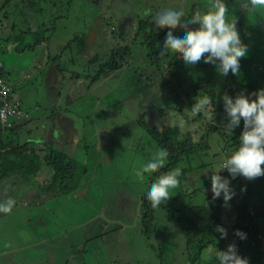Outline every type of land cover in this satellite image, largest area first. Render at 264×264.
Instances as JSON below:
<instances>
[{"label": "rangeland", "instance_id": "rangeland-1", "mask_svg": "<svg viewBox=\"0 0 264 264\" xmlns=\"http://www.w3.org/2000/svg\"><path fill=\"white\" fill-rule=\"evenodd\" d=\"M3 1L4 0H0V5ZM34 1L36 2V0ZM68 1L69 0H43L45 10L39 12L38 15V19L43 21L42 25H49V20H52L55 25H65L61 20L66 16ZM172 1L173 2L170 3V6L168 5L167 9L181 8L182 5H185L187 11L190 9L199 10L197 7L199 5L204 7L200 10L206 11L213 2V0ZM18 2L21 3V0H18ZM89 3L91 5H89ZM129 4L130 0H73L71 11L78 15V20L80 21L79 27L81 29L76 23V14L75 18L70 20V25H68V27L72 26L78 34L84 35L85 41L89 43V49H93L94 55L96 53L100 57L98 58L101 59V62L97 61L96 63L93 62L94 59L90 62L87 61L81 53H76L75 45H73V52L67 51L64 47L59 50L58 45H52V51L56 54L59 53V51H62L56 57V66L60 69H57V73L58 75L60 74L61 79L64 71H66L67 75H72L73 73L74 75L77 74V77H79V81L81 82L78 96H80L81 93L83 94L75 103H71V98L66 101L62 93L59 94L60 92H58V89L52 90L51 92L48 91L49 88H46L47 83L43 77V71L32 72L30 76L29 74H23L19 77L20 81L18 82H20L21 86L20 88L18 87V90L21 92L18 93V96L25 97V91L30 90L27 94L26 101L22 100L19 102L21 109L27 111L31 106L34 108V102L38 101L40 102L39 106L44 110L47 106H45L44 102L48 99V96L52 94L53 96L57 95V100H54L53 102V110L59 108V110L62 111L60 115L62 114L74 122V128L77 131V136L80 140L77 153L75 155L70 153V156L77 164H82L79 165L81 167L79 170L85 169V172H83V175H80L81 173L79 174L77 172L76 183L78 182L77 186L79 187L74 193H72V195L58 197L54 200L55 202H52L53 205H58V203H62V199H69L72 201L71 205L65 206V209L61 213L57 212L58 214L55 216L57 219L56 223H58L57 225L61 224L63 230L66 231L67 227L65 226L69 224L68 227H70L68 230L72 227L73 232L85 233L88 231V234L94 236L92 227L95 228L101 223L107 224L109 222L103 218L96 220L97 214L93 213L97 211L95 207L96 205H98L97 208L99 213L103 211V195L106 190H108L114 195H116V192H125L127 195H119L120 197L118 198H120L121 203L119 201L117 202V199L116 201L111 200L109 205V208L111 209H107V216L111 221L117 220L120 223L125 222L129 224V228L135 226L134 230L132 229L130 230V233H127L130 236L131 242L129 251L127 252L122 249L121 251L117 249L112 250L110 245L107 246L110 243V239L107 238V241L101 240L97 241L95 244L94 242L96 239L91 241L85 239L83 249H87L88 247L86 246H91L93 250L89 253L83 254L84 251H78L82 248L76 249L75 247L74 250L71 249L72 247L63 241L65 240L64 237L61 234H56L59 232L56 231L55 238L57 237V239L54 244L55 246H58L57 249H53L52 245L51 251L48 252V244V247L44 250H40L36 254L34 253V257L36 256L37 260L38 258H42L43 262H46L47 258L48 264L52 262L53 264H85L82 260L79 262L76 261V259L80 260V256L83 255L88 259L86 264H187V255L185 252L183 237L176 229L174 223L169 220L163 212L156 211L157 219H159V233H161V238H159L157 242L147 241V239L141 234V224L139 226L138 222L136 225V220L139 217L138 198L146 192L149 186V180L152 179L153 175L148 176L146 174L145 179L140 181L135 176V170L151 157L157 147L156 143L144 131H142L136 123L139 117L145 113L147 114L145 120L149 121L148 117L154 118L151 120L155 126H152L160 133L165 132L168 128L175 127L170 123L172 119L170 114L176 112L174 109L182 106L183 112L191 115L190 112L195 99L193 98L189 100V102L186 99V94L184 93L187 86L192 83L194 84L197 79L211 78L216 86V92L220 95L222 90L226 87L225 80L226 78L228 79L229 75L226 77L220 75L213 65L203 63V61L200 62V65L195 64L191 66L184 63L183 69L181 70L184 74L183 82H178L176 84V81L170 78V83L166 84L158 74L154 73L152 68L146 62L148 48L139 45L143 40L142 37H137V32L134 31V28L128 26L132 25L131 22H129L131 18V14L128 15ZM88 5L91 7H88ZM162 5L164 6L165 4ZM159 6H161V2L150 11L148 16L139 12L138 16L135 15L133 20L135 17H137L138 20H142L154 13L157 14L160 12V10H158ZM244 9L245 8L243 7L242 11ZM13 17L16 18L15 10H12V7L10 9L8 8L6 11L8 23H12L11 20ZM56 17L59 18L55 19ZM228 19L235 22L239 33L241 26L243 29L245 27L246 31L251 29L249 28V25H244V27L243 25H240L242 17L239 14L235 15L233 12H229ZM252 19L258 24L260 22V25L263 26L261 30H263L264 8H258L249 12H245L244 10L243 22L249 24L252 22ZM5 23L6 20L4 19V14L1 13L0 31L4 30L7 32L8 30L9 33L13 27L11 24L8 25V23ZM109 24L114 27L112 33L104 27V25ZM99 25H102V27H99ZM260 25H253L255 28L252 32H257ZM14 31L17 33L15 28ZM91 31L96 32L90 33ZM165 31L168 30L165 29ZM47 34L49 35L50 32H47ZM57 35L61 36L59 39H62L63 44L70 40L68 31L64 33L58 31ZM246 35V37L250 36V32H246ZM47 43L48 42L44 43V49L48 47ZM262 43H264V40ZM10 44L12 43L10 42ZM246 45L248 47L247 54L252 57L253 53H255L252 51V48L254 47L251 44L246 43ZM254 45L258 46L259 43ZM125 47H127V50ZM51 54H53V52H51ZM111 56H114L113 59L116 58L119 68H116L113 73H108L109 75L107 74L108 76L106 78H103V74L97 77L99 66L103 65L105 62H109ZM5 58H9V50L5 53H1L0 50V60L4 62ZM245 59L246 61H241V65L245 71L234 76V80L237 82L245 79V73H248L247 75H249L248 77L251 80H256L257 75H261V73L264 72V68L260 69L257 67V64L249 62L247 56ZM53 60H55V58ZM13 64L14 62H10V65ZM208 65L209 67H207ZM8 78L7 75L6 79L8 80ZM188 79L189 81L186 82ZM242 83L248 85L249 80L247 79ZM261 84L264 85V83ZM22 88L25 89L22 90ZM33 89H36V94L33 92ZM259 89L260 85L256 87V90L248 89V91L241 93L248 95L257 92ZM43 91L48 92L47 97ZM206 92L210 93L211 90L207 89ZM10 96H12V94ZM218 98L219 101H222L221 95ZM252 99H255V97L253 96ZM27 101H29L31 105H28ZM49 101H51V99H49L48 102ZM182 103H184V105H182ZM203 112L204 109L198 113L192 114V116L195 117L197 114H202ZM157 113H163L161 115L162 119L157 120ZM204 116L208 120L210 119V114L205 113ZM29 120L31 121L30 123L35 121V119L31 120V118H29ZM26 121H28V119ZM31 125L32 124H30V126ZM185 126L186 129H180L181 133L185 134L190 132L196 140H199L200 135L197 136L195 134V129L199 128L200 130H203L205 127L204 124L201 125L200 122H194L191 124L186 122ZM160 127H162L161 129L163 130H161ZM240 127L243 130V125ZM236 137L237 136L234 133L231 137H225V140H222L219 135L215 134L210 138L208 158H206L207 154H203L196 157V159L189 158L190 166L185 162L186 159L180 165L178 164V168L181 170L185 168L188 170L185 174L181 175L180 185L177 188L170 190V197L181 198L189 205H200L204 200V195H208L212 198L210 192V177L212 174H215L220 170L219 166L222 164L224 158L231 155L232 150L231 146H229L228 140H231L230 143L233 146L232 149L238 147L239 137ZM221 140L227 144L228 149L230 147L229 152H221L217 146L218 143L223 144ZM84 150H86V153ZM49 151L50 150L48 149L46 150L47 153ZM65 151H67V149ZM219 151L221 153H219ZM200 162H207L209 166L200 169ZM219 174L225 177L228 175L226 170L221 171ZM251 183L254 184L252 187L250 186ZM89 184L92 185V188H87L85 191L87 195L85 193L82 199L78 198L77 200H73L78 197L79 189L83 187L86 189ZM95 187H98V189ZM231 187L236 193L234 198L240 197L247 189H251L248 199L249 202H251L252 206L259 207L262 210L260 206L264 205V176L251 181L242 177H237L236 179L231 180ZM97 191H100V194L103 197L95 193ZM196 191L200 192L197 193L195 197L188 198L190 193ZM122 197L123 199H121ZM86 198H92V202H96V205L92 204V206L88 205V207L87 205L82 204ZM126 198L129 199V211L132 212V218L130 214L128 216L124 215L127 207V204L125 203ZM234 198L229 202L228 206L222 204V213L224 214L223 225L225 227H228L234 221L235 206L232 202ZM101 199H103V201ZM99 201L101 202L100 205L97 204ZM220 201L222 202V200ZM120 204H122V206H120ZM112 209L115 210V212L112 211ZM16 211L14 207L10 215H0V230L4 224H7L11 220L9 218ZM81 217H86V219L80 223L82 220L80 219ZM111 227H113L112 230H116V226H108V228ZM53 229H55V226ZM67 232L69 233V231ZM110 232L108 234H111ZM121 235L122 233L120 230L113 236V238L117 237V240L120 241ZM134 235L135 240H133ZM163 235H166V237H163ZM7 240H10V238H0V245H4V242H7ZM74 241L76 242L78 239ZM223 241L226 244L234 243L233 239L229 236H227L226 239H223ZM254 241L250 240L247 242L246 246L244 245L242 253H240L243 257L246 256L249 258L255 255L256 245ZM130 242L127 241V243ZM261 243L264 247V241ZM38 253L40 254L38 255ZM214 255H216L214 250H206L203 253L202 259L204 261L210 259ZM30 258L31 257L27 256V259H25L23 264H36L34 261L29 262ZM37 260L36 262L41 264V262ZM254 264H264V258L257 260Z\"/></svg>", "mask_w": 264, "mask_h": 264}, {"label": "trees", "instance_id": "trees-1", "mask_svg": "<svg viewBox=\"0 0 264 264\" xmlns=\"http://www.w3.org/2000/svg\"><path fill=\"white\" fill-rule=\"evenodd\" d=\"M25 1L26 3L28 1L30 4L36 5L34 0H21V3H19L18 0H4L0 5V14L2 13L5 16L7 9H10L14 3L17 5V8H19ZM71 1L72 0H69L68 2L70 3ZM245 1L247 2V0H244V2ZM224 2L227 4L230 13L233 12V14H239L242 17L240 25H243L244 27L245 23L243 22V13L244 10L245 12L249 11L246 9L242 11L243 6H241V0H224ZM33 11L37 13L38 10L37 8H34ZM155 15L156 14L154 13L144 20H135V24L134 26L132 25V28H134V31L137 32V37L141 36L143 39V43L141 42L139 45L148 48L146 53V62L152 68L154 73L158 74L166 84L170 83V78L174 79L176 84L178 82L182 83L184 80V74L181 70L183 69L184 62L182 61L179 53L175 54L162 47L167 31H165V29L160 30L155 27L153 21ZM58 18L59 17H56L55 19ZM248 25L252 26H249L251 29L247 30V32H252L256 25H260V22L258 24L252 19V22ZM104 27L111 29L112 25L109 24ZM262 27L263 26L261 25L259 26L258 37H261L264 40V29L261 30ZM240 28V35L242 36L241 41L243 43L249 42V39L246 38V28L244 27L243 29L242 26ZM10 38L11 39L8 38L7 40L17 42L16 47H14V51L20 55L21 53L33 52L43 43L48 42V37L43 31L36 30V32H34L32 29L20 31L19 34H13ZM27 38L30 42H26ZM84 39V35L76 36L69 45L71 51H74L72 46L73 44L75 45L76 53L80 54V52L85 48ZM253 41L254 42H252L251 45L254 47L252 48V51L255 53H253L252 57L247 54V59L249 62L257 64V67L260 69H263L264 43H262L261 40H256V38L253 39ZM0 42H2V40H0ZM257 43H259L258 46L254 45ZM125 48L127 50V47ZM1 53H3L2 46ZM113 57L114 56H111V60L109 62H105L103 65L99 66L97 77L101 74L113 73L116 68H119L116 58L113 59ZM242 60L246 61L245 58H242L241 61ZM96 61L97 59L94 58L93 62L96 63ZM241 61L240 72L245 71L241 65ZM2 63L3 62L0 60V77L6 78L7 74L2 66ZM197 64L200 65V62ZM207 67H209V65ZM247 74L248 73H245V79L243 81L241 80L237 82L234 80V75L230 73L228 79L226 78L225 80L226 87L220 93L221 99L225 94L229 97H234L241 94V92L248 91V89L256 90V87L259 85L260 89H264V85L261 84L264 83V72H262L261 75H257L256 80H251ZM247 79L249 80L248 85L242 83ZM188 81L189 79L186 80V82ZM207 89H210L211 92L207 93ZM184 94H186L185 96L188 102L193 98L196 99L199 96H202V94L207 95L211 100V103L204 109L203 112L204 114H210L209 120L203 113H199L195 117L192 116V110L190 112L191 115L184 113L182 106L174 109L180 113L188 124L194 122H200L201 125L204 124L205 127L203 130H200L199 128L195 129V134L200 135L199 140L194 139L193 134L190 132L185 134L181 133L180 129L177 127L168 128L165 132L160 133L145 120L147 115L145 113L139 117L136 123V125L144 131L157 146L165 148L169 152L168 164L164 169H161L160 172H166L171 169L178 168V164L180 165L185 159V162L189 164V158L196 159V157L203 154H207L206 158H208L210 138L215 134L219 135L222 140H225V137H231L226 135L223 131V125L226 123L223 99L222 101H219L218 97H220V95L216 92V86L211 78L197 79L194 84L192 83L186 87ZM182 105H184V103H182ZM242 125L243 122L241 121L240 126ZM10 132L12 133L13 130ZM241 132V127L234 130V133L237 136L236 138L240 136ZM230 141L231 140H228V143L233 152L236 149H232L233 146ZM222 143L223 144L218 143L217 145L221 152H229L230 147L228 149L227 144L223 141ZM13 147L14 148L6 145L0 134V185L3 184V182H11L16 185L24 183V185H27V183L32 180L34 176L40 173L41 168L46 166L51 170L52 175L46 183L42 185L41 193L36 204L44 205L52 199L70 195L78 189L79 186H77L78 182L76 183V174L78 172L79 174L81 173L80 175H83L85 169L79 170L81 167L75 161L69 160L62 152H41L40 156H37L34 150H27L25 145H15ZM221 152L219 151V153ZM199 164L200 169L207 168L209 166L207 162H200ZM261 167L263 168L264 165ZM187 170V168L182 169V174H185ZM158 174L159 173L153 174L149 184ZM253 185L254 184L252 183L250 184L251 187ZM250 190L251 189H247L240 197H236L232 201L235 206L234 221L228 227L223 225L224 214L222 213V202L220 200H213V198L208 195H204V200L200 205H189L181 198L170 197L166 202H162L158 208H153L144 196L140 199L138 210V222L139 226L141 224V234L147 239V241L157 242V240L161 238V233H159V219H157L156 215V211H161L174 223L176 229L183 237L185 252L187 255V264H218L217 250L224 251L229 245L220 238L219 231L222 227L227 230V236L233 239V244L237 246L238 253L241 257H243L240 253H242L244 245L246 246L247 242L250 240H255V255L249 258L246 256L244 257L249 261V264H254L257 260L264 258V247L261 243L264 241V205L260 206L262 210L259 207L251 205V202L248 200ZM199 192L200 191L190 193L188 198L195 197ZM236 229L246 233L247 238L243 241L239 240L234 235V230ZM163 237H166V235H163ZM206 250H214L216 255L203 261V253Z\"/></svg>", "mask_w": 264, "mask_h": 264}, {"label": "crops", "instance_id": "crops-1", "mask_svg": "<svg viewBox=\"0 0 264 264\" xmlns=\"http://www.w3.org/2000/svg\"><path fill=\"white\" fill-rule=\"evenodd\" d=\"M160 2H161V6L158 7V10L160 9L162 11L164 9H167L168 5L170 6V3H172L173 1L172 0H130V4L128 7V15L131 14V18L129 22H131V24L134 26L135 20L138 21L137 17H135V19L133 20L135 15L138 16L139 12H141L143 15L148 16L150 11L154 9V7ZM35 3L36 5L30 4L28 1L26 3L25 1L22 4V6L19 8H17V5L14 3V5H12L11 7H12V10H15L16 12V18L13 17L11 20L12 23L11 22L8 23L6 14L4 16V19L6 20L5 24L7 23L8 25L11 24L13 29H11L9 33H8V30L7 32H5L4 30L0 31V40H2V42H0V50H1V46H2V52L5 53L6 51L9 50V58L4 59L2 66L4 67L5 72L9 77L8 78L9 81L7 83H9V85L11 86V91H12L11 100L14 101L16 104H18L19 106H21L19 102L22 100L26 101L27 94L30 92V90H26L25 97L18 96V93L21 92L18 90V87L20 88L21 86L20 82H18L20 81L19 77L21 75L29 74L30 76L32 72L43 71V77L47 83L46 88H49L48 91L51 92L52 90L58 89V92H60L59 94L62 93L66 101H68L69 98H71V103L73 104L77 100H79L80 96L82 95L81 93L80 96H78V90L81 86V82L79 81V77L67 75L66 73L64 74V76H62V79H61L60 74L58 75L57 73V69L58 70L60 69L56 66V62H57L56 57L62 51H59V53L57 54L54 51H52L53 44L58 45L59 50L64 47L66 48L67 51H71V49L69 48L70 43L73 41V39L76 36L82 35V34L81 35L78 34L72 28V26L68 27V25H70V20L75 18V14H76V13H72L71 11L73 0L68 4V7H67L68 10L66 12L65 18L61 20L63 21L65 25H55L52 20L48 21L49 25H42L43 21H40L38 19V15H39V12L45 10V4L43 3V0H36ZM162 4H165V5L163 6ZM89 5L91 4L89 3ZM89 5L88 7H91ZM197 7L199 10L204 8V7H201L200 5ZM34 8H37L38 10L37 13L33 11ZM192 11L194 10L190 9L189 11H187L185 9L186 14L188 13L187 15H190ZM75 19L79 27L80 21L78 20L77 14H76ZM99 22H100V19H99ZM132 25H128V26L132 27ZM245 25H248V23H246ZM99 27H102V25H99ZM195 27L197 26L190 25L189 29H192ZM14 28L17 30V33L14 31ZM27 29H32L34 32H36V30L43 31L44 34H46V36L48 37V43H47L48 47L44 49L43 48L44 43H43L40 47H38L33 52L21 53V55L16 53L14 51V47H16L17 42L12 41V40L8 41L7 39L8 38L11 39L10 37H12L13 34L17 35L19 34L20 31H25ZM58 31L62 33L68 31L70 40H68L67 43L63 44L62 39L61 40L59 39L61 36L57 35ZM179 31H181V29L177 27L174 30V33L179 32ZM47 32H50V34L48 35ZM258 32L259 31L250 32V36L246 37L247 39H249V42H244V44L246 43L251 44L252 42H254L253 39L255 38L256 40L258 39V40H261L262 42L263 38L258 37L259 36ZM240 38H242L241 35H240ZM10 42L12 44H10ZM26 42H30L28 38L26 39ZM85 42L86 41L84 39V43ZM51 52H53V54H51ZM80 53L89 62L92 61L94 58H96L97 61H101V59H99L100 57L96 53L94 55L93 49H91L90 51H87L86 44H85L84 50H82ZM54 58L55 60H53ZM10 62H14V64L10 65ZM44 69H45V72H44ZM107 74H103L104 75L103 78H106L110 73L108 75ZM24 89L25 88H22V90ZM33 92L36 94V89H33ZM43 93L47 97L48 92L43 91ZM59 94H58V98H59ZM56 96H53V94L48 96V99L44 102L45 106L47 105L44 110L39 106L40 102L38 101L34 102V105H35L34 108L31 106L29 107V110L27 111H23L21 109L22 112L28 114L31 120L35 119V121L30 123L31 121L29 120V118H28V121H20V123L17 124L16 128L13 130L12 133L8 132L3 135L5 144L8 146H12V148H14L13 146L15 145H18V146L25 145L27 150L29 151L34 150L37 156H40L41 152L47 153L46 152L47 149L50 151H55V152L58 151V152H62L63 154H65L69 160L74 161L72 157L70 156L71 155L70 153H72L73 155L77 153V150L80 145L79 144L80 140L77 136V131L74 128V122L71 119L63 116L62 114L60 115L62 111L59 110V108L53 110L54 108L53 102L54 100H57ZM49 99H51V101L48 102ZM27 103L28 105H31L29 101H27ZM29 113L31 114L32 117L30 116ZM162 114L163 113H157V116H156L157 120L162 119L161 118ZM146 118H147V115H146ZM151 119H154V118L148 117V120H149L148 122H150L151 125L155 126V124L152 122ZM30 124L32 125L30 126ZM161 128L162 127H160V129ZM171 128H176V126L171 127ZM177 128L181 129L179 127ZM183 129H186V126ZM66 149L67 151H65ZM84 152L86 153V150H84ZM25 153H28V152H25ZM78 165H82V164L79 163ZM51 175H52L51 170L48 167L44 166L41 168L40 173L34 176L32 180H30L27 183V185H24V183H20L16 185V184H12L11 182H6V183L3 182V184L0 185V205L5 204L9 199L14 201V204L12 206L13 208H11V211L6 212V213L0 211V215H6V214L10 215L14 207H15V211L17 210L9 218L11 220L7 224H4L0 230L1 239H4L6 237L7 239L10 238V240H7V242H4V245L3 244L0 245V264H23L25 262V259H27V256L31 257L29 262L34 261L36 264H38L36 262L37 260L36 256L34 257V253L36 254L40 250H44L45 248L48 247V244H49L48 252L51 251L52 245H53V249L55 248L57 249L58 246H55L54 244L55 240L57 239V237L55 238L56 231H59L56 234H61L65 239L63 241L69 244L70 247H72L71 249L74 250L75 247L76 249L82 248L81 250H78V251H84L83 254L89 253L91 250H93L91 246H86L88 248L85 250L83 249L85 245V239H88L90 241L93 239H96L94 242L95 244L97 241H101V240L107 241V238H108L110 239V243L107 246L110 245V248L112 250H116V249L120 251L121 249L123 251L129 250L131 242H130V236L127 233H130V230L132 229L134 230L135 226L132 228H129L130 227L129 224L125 222L120 223L117 220L111 221V219L107 216V213H106L107 209L109 208L111 200L116 201L117 199V202L119 201L121 203L120 198L118 197H120L119 195H122V194L126 196L127 194L125 192H116V195H114L111 191L106 190V192L103 195L104 196V208L101 213H99L98 211V208H97L98 205H96V202L94 203L92 202L93 201L92 198H86L85 201L82 202V204H85L87 206L88 205L92 206V204L96 205L95 207L97 211L93 212L94 214H97L96 220H98L99 218H103L109 221L107 224L101 223L99 224L100 226L97 225L95 228L92 227L94 236L88 234V231L85 233L84 232L83 233L73 232L72 227L70 230H68V228L70 227V226L68 227L69 224L65 226L67 227L65 231L63 230V227L61 224L57 225L58 223H56L57 219L55 216L58 214L57 212L61 213L65 209V206L71 205L72 201L65 198L66 200L62 199V203H58V205H55V204L53 205L52 202H55L54 201L55 199H52L46 202L44 205L36 204L40 196V193H41L42 185L46 183V181L51 177ZM88 187L92 188V185L91 184L87 185L86 189L85 187H83L84 189L80 188L78 191V197L74 198L73 200H77L78 198L82 199ZM95 188L98 189V187H95ZM95 193H97L98 195H101L100 191L99 192L97 191ZM140 194H137V195H140ZM66 196H69V195H66ZM103 196L101 195V197ZM144 196L145 195H141V197L138 198V203H140V199H142V197ZM121 199H123V197ZM101 200L103 201V199ZM125 203L127 204V207H126V211L124 215L128 216L130 214L132 218V212L129 211V199L128 198H126ZM97 204L100 205L101 202L99 201ZM120 206H122V204H120ZM113 209H118V208H113ZM113 209L112 211L115 212V210ZM80 219H82L80 221L81 223L86 219V217L84 218L81 217ZM136 221L138 222V220ZM137 222H136V225H137ZM54 226L56 230L53 229ZM108 226H116V230H112L113 227L108 228ZM120 230H121L122 235H121L120 241H118L117 237L113 238V236L116 235V233ZM67 231H69L70 234ZM109 232L111 234H108ZM77 239L78 241L75 242L74 240H77ZM133 240H135V235H134ZM133 240H132V243H133ZM127 241H129L130 243H127ZM39 254L40 253H38V255ZM83 257L84 255L80 256V260L76 259V261L79 262L82 260V262L86 264V261L88 259L84 257L85 259L84 261ZM37 261H40L41 264H48L47 258H46V262H43L42 258H38ZM50 264H53V262Z\"/></svg>", "mask_w": 264, "mask_h": 264}, {"label": "clouds", "instance_id": "clouds-1", "mask_svg": "<svg viewBox=\"0 0 264 264\" xmlns=\"http://www.w3.org/2000/svg\"><path fill=\"white\" fill-rule=\"evenodd\" d=\"M241 6L247 11L264 8V0H247L246 3L241 0ZM228 13L229 9L224 0H213L206 11L194 10L187 15L183 5L181 8L160 10L153 21L155 27L168 30L162 45L164 49L175 54L179 53L186 65H195L201 61L211 64L220 75L226 77L229 73L234 76L239 74L240 61L248 52L247 45L241 41L235 22L228 19ZM190 25L197 27L189 29ZM177 27L181 31L174 34ZM113 29L114 27L107 30L112 33ZM72 76L78 75L73 73ZM4 79L8 82L6 78ZM10 95L9 101L16 104L11 100ZM253 96L255 99H252ZM222 99L226 114L224 133L232 136L234 130L240 127L241 121L243 122L238 147L231 155L224 158L220 170L210 177V192L213 200L220 199L224 206H228L236 195L231 187V180L242 177L251 181L264 176V168L261 167L264 165V89L248 95L241 93L234 97L225 94ZM210 103L211 100L207 95L199 96L194 100L193 114L205 109ZM18 107L20 108L19 105ZM26 115L27 118L20 121H26L29 118L28 114ZM170 115L172 117L170 123L173 126L181 129L185 127L186 121L179 112ZM20 121L14 122V126L4 134L14 130ZM168 157V150L157 146L151 157L135 170V176L140 181L145 179L146 174L152 176L154 173H159L144 193L153 208H158L162 202H166L170 198V190L180 185L182 175L180 168L160 172L166 167ZM224 170L228 174L227 177L219 174ZM13 204L14 201L9 199L5 204L0 205V211L5 213L11 211ZM219 232L221 239L227 238L226 229L221 227ZM234 235L241 241L247 238L246 233L239 229L234 230ZM217 259L218 264H249L246 258L239 255L235 244H229L224 251L217 250Z\"/></svg>", "mask_w": 264, "mask_h": 264}, {"label": "built area", "instance_id": "built-area-1", "mask_svg": "<svg viewBox=\"0 0 264 264\" xmlns=\"http://www.w3.org/2000/svg\"><path fill=\"white\" fill-rule=\"evenodd\" d=\"M11 87L3 77H0V134L14 126V122L26 119V113H23L18 105L9 101Z\"/></svg>", "mask_w": 264, "mask_h": 264}, {"label": "water", "instance_id": "water-1", "mask_svg": "<svg viewBox=\"0 0 264 264\" xmlns=\"http://www.w3.org/2000/svg\"><path fill=\"white\" fill-rule=\"evenodd\" d=\"M86 44V47H87V51H90L91 50V48L89 49V44L88 43H85Z\"/></svg>", "mask_w": 264, "mask_h": 264}]
</instances>
